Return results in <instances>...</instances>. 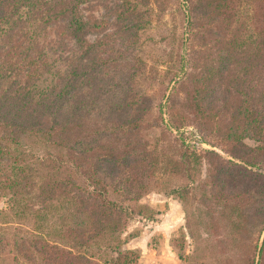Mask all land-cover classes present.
<instances>
[{
  "label": "trees",
  "instance_id": "16d2710c",
  "mask_svg": "<svg viewBox=\"0 0 264 264\" xmlns=\"http://www.w3.org/2000/svg\"><path fill=\"white\" fill-rule=\"evenodd\" d=\"M89 1L0 0V198L7 199L0 214L8 210L20 217L24 213L45 216L62 211L61 215L71 216V220L86 216L77 222L80 229L76 234L73 233L78 228L76 221L67 225L69 234H60L61 242L44 238L47 244L43 248L60 251L55 256L46 253L47 264L93 263L95 255L89 251L93 240L105 242L103 248L113 254L103 259L102 264H136V256L129 255L133 251L124 250L118 237L123 217L132 211L124 201L137 200L152 183L175 175L183 156L188 163L193 158L198 165L202 151H213L195 150L182 137L175 139L183 146L179 162L156 160L148 150L151 145L140 136L141 119L132 117L134 112L152 107L149 98L142 99L144 92L133 96L129 88L109 92L102 88L103 82L96 90L85 91L89 86L80 76L87 71L86 57L91 45L81 35L88 28L90 15L82 14L79 5ZM189 3L194 12V22L190 21L194 24L192 37L200 39V43L188 44L189 50L192 54L202 52L205 56L202 58L209 57L212 51L217 55L215 61L207 59L206 65H190V69L202 71L188 97L194 100L196 124L207 129L217 141L228 142L231 147L227 152L238 160L227 161L217 168L214 183L220 192L212 197L218 207L214 215L199 216L198 225L208 230L204 234L210 237L233 240L256 234L254 246L257 248L261 238L259 264H262L264 0H189ZM50 26L55 27L59 39L60 35L61 38L68 35L79 41V55L70 51L67 57H84V63L74 64L70 59L63 66L64 72L55 69L46 76L45 72H50V66H56L58 60L44 51L52 44L42 37ZM59 39L56 37L53 43L61 45ZM178 91L181 92L179 88ZM157 104L159 112L166 106L170 126L178 128L173 123L172 93L166 95L164 104L161 100ZM163 127L166 129V125ZM29 137L42 143L45 148L42 154L33 151L26 141ZM52 147L58 151L49 150ZM185 168L182 167L189 181L172 185L168 192L174 193L183 204L185 226L190 229V214L184 204L186 193L197 189V183L188 177ZM111 192L122 200L111 199ZM87 218L95 223L88 225ZM218 226L220 231H215ZM74 238L76 243L80 240L83 250L73 252L74 247L66 243L67 239L74 243ZM217 244L222 248L229 242L217 240ZM21 246V250L12 253L15 257L27 253L24 242ZM34 252L44 253L41 247ZM73 257L78 262L69 260Z\"/></svg>",
  "mask_w": 264,
  "mask_h": 264
},
{
  "label": "rangeland",
  "instance_id": "374dc122",
  "mask_svg": "<svg viewBox=\"0 0 264 264\" xmlns=\"http://www.w3.org/2000/svg\"><path fill=\"white\" fill-rule=\"evenodd\" d=\"M79 10L82 14L90 15L88 28L81 35L91 45L86 57L87 71L80 76L86 79L85 85L89 86L85 91L96 90L103 82L102 88L109 92H118L115 90L123 88H129L132 96L144 92L146 95L142 99L149 98L152 107L148 111L134 112L132 117L141 119L143 129L140 136L149 142L151 146L148 150L156 160L174 159L179 162L183 146L175 139L182 137L195 150L213 151H202L198 165L193 158L188 163V158L183 156L179 162L180 170L175 175L165 177L162 182L152 183L150 189L137 200L124 201L132 211L123 217L122 230L118 233L123 249L133 251L129 255L136 256V264H259L261 238L255 248L256 234H248V237H244L246 239L234 237L233 240L224 236L210 237L204 234L208 230L198 225L199 216L206 218L208 213L214 215L218 207L216 199L212 197L220 192L214 183L217 168L220 164H227V161L238 160L227 152L231 147L228 142L217 141L207 129L196 124L194 100L188 98L192 95L195 78L202 73L198 68L190 69V65H206L208 60L215 61L217 58L213 51L209 57L202 58L205 57L202 52L192 54L188 48V44L200 43L198 37H192L194 12H191L189 0H91L87 4H80ZM190 15L193 18L190 19ZM54 29V26H50L42 34L46 41L52 43L44 51L50 57L58 58L56 66H50V72H45L46 76L54 73L55 69L64 72L63 66L70 59L74 64L85 62L84 57H67L70 51L79 55V41L68 35L63 38L60 35L59 39ZM195 33L198 31L195 30ZM56 37L57 41L62 39L61 45L53 43ZM40 43L44 44L45 41ZM170 77L173 79L169 82ZM169 91L175 102L173 123L175 127L178 126L176 129L169 124L166 106L159 112L157 104L160 100L163 104L166 102ZM209 97L210 94L205 99ZM206 100L203 102L206 103ZM147 106L148 103L145 104L146 109ZM163 125H166V129ZM26 141L36 154H42L45 148L39 140L29 137ZM57 149L49 148L55 152ZM183 166H186L188 177L197 183V189L186 193L184 204L190 214L192 236L190 229L185 226L183 204L174 193L168 192L172 185L189 181ZM253 170L259 172L256 167ZM262 187L264 182H260V189ZM109 196L122 200L112 192ZM6 203V198H0V210L4 209ZM59 212L52 211L45 216L24 213L20 214L21 218L8 210L3 211L0 214V264H47L46 253L55 256L60 251L43 248L47 244L44 238L61 242L60 234H69L66 231L68 224H75V221L77 224L86 218L82 216L71 220V216H63V212ZM87 221L88 225L95 223L92 218H87ZM77 227L74 234L80 229V224ZM220 229L218 226L215 231ZM71 239H67L66 243L74 247L73 252L83 250L80 240L76 243L77 239L74 238V244ZM217 240L228 241L229 245L221 248ZM100 241H90L89 251L95 255L94 264H102L103 259L113 255L103 248L105 242ZM22 242L27 253L22 252V255L19 253L15 257L14 251L21 250ZM82 245L86 246L87 243ZM36 247H41L44 253H35ZM69 260L78 262L76 257Z\"/></svg>",
  "mask_w": 264,
  "mask_h": 264
}]
</instances>
